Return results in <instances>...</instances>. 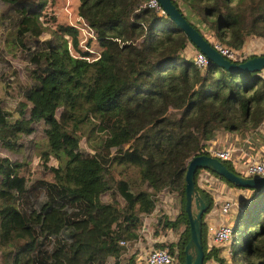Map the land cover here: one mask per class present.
Wrapping results in <instances>:
<instances>
[{
  "label": "trees",
  "instance_id": "trees-1",
  "mask_svg": "<svg viewBox=\"0 0 264 264\" xmlns=\"http://www.w3.org/2000/svg\"><path fill=\"white\" fill-rule=\"evenodd\" d=\"M7 1L15 14L16 44L25 47L27 36L34 45L27 50L29 82L21 91L17 116H10L0 103V145L17 148L20 136L31 130L28 124L41 120L56 158L70 162L75 139L60 130L55 116L63 104L74 112L71 129L81 131L89 124L91 131L115 136L121 143L113 152L101 145L67 166L64 180L71 186L56 181L58 168L47 163V152L33 172L18 160L0 156V264H132L131 254L120 262L126 249L118 240L132 245L160 191L176 194L178 213L173 219L161 214L156 223L161 229L184 226L175 241L153 247H166L174 264H181L189 235L183 194L186 163L193 155L208 153L205 149L217 131L260 126L262 69L234 72L212 63L196 66L182 51L188 49L193 56L198 49L164 12L142 5L147 0H78L77 14L99 50L95 61L76 58L68 66L58 48L64 33L76 45L77 30L56 24L48 37L39 38L45 28L38 16L46 0ZM172 1L211 45L230 49L234 61L264 53L243 51L250 37L264 40V0ZM73 92L76 98L71 99ZM126 142L130 149L125 152ZM220 160L246 175L235 171L229 158ZM130 164H135L137 179L123 174ZM116 165L123 166L117 170ZM201 169L228 185L247 188L196 168L194 183L204 211L211 197L196 184ZM248 189L252 198L259 197L246 215L239 243L232 240L227 252L233 264H264V187ZM239 213H245V206L239 205ZM203 238L201 225L202 264L213 258L222 264L218 247H207Z\"/></svg>",
  "mask_w": 264,
  "mask_h": 264
},
{
  "label": "rangeland",
  "instance_id": "rangeland-1",
  "mask_svg": "<svg viewBox=\"0 0 264 264\" xmlns=\"http://www.w3.org/2000/svg\"><path fill=\"white\" fill-rule=\"evenodd\" d=\"M77 3L78 0H46L38 16V20L45 28V30L39 35V38L48 37L49 31L51 29H55L56 24L77 25L76 45L72 44L71 35L64 33L61 46L58 48L60 58L68 66H71L76 58L90 60L92 57H96V54L99 50L96 40L93 37H90V32L85 27L81 17L77 14ZM12 10L13 9L7 0H0V103L7 109V111H9L10 116L15 117L17 116V112L19 110L21 91L23 87L29 82L26 69L29 65L27 61V50L31 49V47L34 45V41L30 37L26 36L24 37L25 47H21L20 45L16 44L15 28H12V25H14L16 19ZM87 38H90V40L86 45L85 42ZM222 47L224 48L225 46ZM245 49L249 53H254V51L264 52V40L256 37H250L247 43L244 45L243 51H245ZM84 50L87 51V54L81 53V51ZM188 51V49L187 51L184 49L182 54L186 58H191L192 53H188ZM92 61H95L94 58ZM261 69H264V67ZM77 72L80 74L83 72V69H78ZM236 78L238 79V75H236ZM74 98H76V94L73 92L71 99ZM73 113L74 112L70 110L68 104L59 105L55 110V116L59 120L58 122L60 125V130L63 133H67L69 135L71 133L75 139L76 148L74 149V154L71 157L70 162L67 163L56 158V151L50 148L43 133L42 128L44 123L41 120L28 124V127L31 128V130L27 134H22L20 136L19 145L17 148L8 149L0 145V156L7 157L10 160H18L24 166H28V169L33 172L35 171L36 167H40L42 162L41 156L44 152H47V163L58 168L59 175L56 177V181L71 186L69 182L64 180V172L67 166L76 164L77 159L85 154L91 155L94 149H98V147L101 145L110 147L111 152H113V149L119 143V139H117L115 136L103 133L101 131H91L89 124L83 125L81 131L71 129L70 118ZM227 132L225 137L221 139L223 142H231L237 146L241 145V147L247 148V151H250L253 158L264 160V121L258 128H255L252 131L234 130ZM234 136H236V138H234ZM63 145L64 144H61V146ZM122 145L123 151L126 152L130 149L129 142L122 143ZM237 164L238 165L231 164L232 168L235 171L246 173L244 167L246 168L247 163L245 162L241 165V163L238 162ZM122 166L123 165H116L115 168L120 170ZM123 174H126L127 177L129 176L131 179H137L135 164L126 166L123 169ZM209 175H211L209 172L201 169L198 171L196 177V184L199 187H202L204 191L211 197V204L202 215L204 233L203 241L206 243L207 247L209 245L218 247V256L221 257L222 264H233L231 255L227 252V247L229 246L232 249V240H234L233 243L235 245L239 243L238 241L244 233L246 215L253 210V204L255 200L258 199L259 194L252 198L248 188L245 189L231 186L222 180L221 184H215L214 182H217L220 179L213 175ZM224 187L225 189H223ZM236 189H241L242 192L238 194L235 192ZM103 198H105V194H103ZM168 198L170 201L161 200L158 202L159 197H156L157 208L162 209L163 206H166L169 209H174V204L176 202L178 204V198L176 194L171 193L168 195ZM226 199L232 200L234 204H232V207L228 210V213L221 215L219 210L220 204ZM213 201H217V203L214 204ZM170 203H172V207L170 206ZM240 204L241 207L245 206L244 214L239 213ZM158 209L153 212L156 214H152L153 218H157ZM192 210L194 211L193 207ZM207 218L211 221L204 223L203 220ZM221 220L222 222H226L231 225L233 229L231 233L232 239H230V236L225 242L214 243L210 239V233L206 230V226L219 223ZM165 241L168 243V240ZM129 253L131 254L130 256L132 259V264H145L142 258L137 259L139 255L133 254V249L131 250L130 248ZM124 255L125 254H121V257H124ZM113 258V255L112 257L110 255V260H113ZM236 259H239L237 253ZM126 260L127 257H124L120 262L124 263ZM214 260L215 262H218L217 259Z\"/></svg>",
  "mask_w": 264,
  "mask_h": 264
},
{
  "label": "water",
  "instance_id": "water-1",
  "mask_svg": "<svg viewBox=\"0 0 264 264\" xmlns=\"http://www.w3.org/2000/svg\"><path fill=\"white\" fill-rule=\"evenodd\" d=\"M163 12L181 29L189 41L208 59V63L220 66L228 71H256L264 67V53L234 61L222 56L203 35L193 26L172 0H157ZM207 168L222 176L236 186L260 189L264 187V177L237 174L228 169L219 158L200 153L190 157L184 171V210L188 222V239L184 244V257L181 264H202L203 249L201 241V218L205 202L194 183L196 168ZM194 208V211L192 210Z\"/></svg>",
  "mask_w": 264,
  "mask_h": 264
},
{
  "label": "built area",
  "instance_id": "built-area-1",
  "mask_svg": "<svg viewBox=\"0 0 264 264\" xmlns=\"http://www.w3.org/2000/svg\"><path fill=\"white\" fill-rule=\"evenodd\" d=\"M142 5L150 6L154 10H156L157 12H163V10H162L161 6L159 5V3L157 2V0H147L146 3H143ZM82 22H83V20H82ZM70 26H72V27L75 26L74 27L75 29L77 28V25H70ZM90 37H93V36L90 34ZM212 46L222 56H224L230 60L234 59V55L230 49H228L226 47L223 48L218 43H214ZM93 58L95 60L97 58V54H96V57H92L90 60L89 59H86V60L92 61ZM192 60H193V63L198 67H204L208 63V59L205 56V54L199 50H196V52L193 54ZM205 151L208 152V154H211V155H213L217 158H220V159L230 158V155H231V153H230L231 150L227 147H225V148L207 147L205 149ZM248 159L249 160H248L247 166L245 168L247 174L249 176L259 175V176L264 177V160L253 158L252 154H250V157ZM232 204H234V202L232 200H230V199L224 200L220 204V208H219L221 215L228 213V210L232 207ZM206 230L210 233V239L212 242L222 243V242H225L230 237L231 232H232V227L230 224L220 221L219 223L206 226ZM118 243L125 246L126 252L123 254L126 255L127 253H129L130 246H128V243L126 240L119 239ZM209 246H211V245H209ZM143 260H144L145 264H174L176 261L174 256L167 250L166 247H163V248L152 247V248H150L145 253V255L143 256ZM204 264H218V262H215V260H212V259H208L204 262Z\"/></svg>",
  "mask_w": 264,
  "mask_h": 264
},
{
  "label": "crops",
  "instance_id": "crops-1",
  "mask_svg": "<svg viewBox=\"0 0 264 264\" xmlns=\"http://www.w3.org/2000/svg\"><path fill=\"white\" fill-rule=\"evenodd\" d=\"M189 46H191V45H188V47ZM261 73L264 74V69H262ZM227 133L225 131H217L215 133L214 137L209 141L208 147H212V148H216V147L217 148H225V147H227V148H229L231 150V152H230L231 155H230L229 159H230V162L232 165H238L237 164L238 162L241 163V165H242V163H245V162L247 163L249 160L248 158L250 157V154H251L250 151H247V148L241 147V145L237 146L231 142H223L221 139H223V137H225V135ZM234 138H236V136H234ZM244 170H245V167H244ZM243 174H247V172L243 173ZM209 176H211V175H209ZM214 181H215V179H214ZM216 181H217V179H216ZM214 183L215 184H221V180H218L217 182H214ZM223 189H225V187ZM235 192L240 194L242 191H241V189H236ZM169 194H171V193L166 192V191H160L155 196L159 197L158 202L161 200L170 201V199L168 198ZM213 202H214V204L217 203V201H213ZM156 203H157V199H156ZM171 205H172V203H170V206ZM156 209H158L157 206H155V209L151 213L147 214L143 218L142 225L138 230L137 237L133 240L132 246H130L131 250L133 249V254L139 255L137 259H139V258L143 259V256L145 255V253L150 248H152L155 243L162 242L165 240H168L169 242L175 241L178 237L179 231L184 226L183 223H180V225L178 226V229L177 228L170 229L168 227H164L161 229L160 225L158 223H156V218H153V215H152V214L156 215L155 213H153L156 211ZM177 213H178V204L176 202L174 204V209L173 208L169 209L166 206H163L162 209L159 208L157 217H159L161 214H163L168 219H173ZM205 220H203L204 223L211 221L208 218ZM221 222H222V220H221Z\"/></svg>",
  "mask_w": 264,
  "mask_h": 264
}]
</instances>
